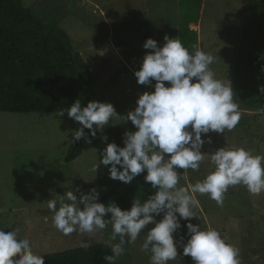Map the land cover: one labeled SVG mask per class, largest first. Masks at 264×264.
<instances>
[{"label": "rangeland", "instance_id": "1", "mask_svg": "<svg viewBox=\"0 0 264 264\" xmlns=\"http://www.w3.org/2000/svg\"><path fill=\"white\" fill-rule=\"evenodd\" d=\"M23 3L44 22L68 32L73 49L96 75L91 101L111 103L121 116L110 119L107 125L119 126L124 134L135 132L133 123L125 122L123 117L135 109L140 94L154 91L155 84L153 81L152 85H141L135 76L144 56L153 51L143 45L153 38L162 47L165 35L178 39L179 0H23ZM262 23L264 0H203L199 22L190 25L198 32L199 47L215 58L209 66L215 77L231 82L240 120L232 131L202 134L205 143L201 151L205 159L198 171L184 172L178 168V186L194 185L213 171L210 154L219 148H244L253 156H264V107L249 108L242 92L234 86L241 60L259 51L256 32ZM259 77H264V70L255 73V78ZM168 83L165 82L166 86ZM80 127L67 112L63 116L58 112H0V228L5 232L19 229L18 236L29 238L34 253L65 251L86 241L119 242L118 237L110 241V224L91 234L74 232L70 236L53 225V213L47 207L49 199L57 200L58 209L60 196L68 190L74 191L78 199L92 189L99 193L98 174L91 167L100 164V160L91 143L82 137V154L65 162L69 147L75 142L73 132ZM85 133L90 137L89 129ZM193 195L199 200L196 214L201 218H192L193 224L217 230L239 250V264H264V192L252 195L242 184L230 186L222 206L207 194ZM135 198L131 199V207ZM137 198L141 202L147 199L143 195ZM163 215L156 216V220ZM154 226L151 223L143 229L134 243L124 244V253L116 258L118 264H150L151 253L142 251L141 246L149 228ZM174 239L178 257L169 264H193L191 256L183 255L189 235L182 221Z\"/></svg>", "mask_w": 264, "mask_h": 264}, {"label": "clouds", "instance_id": "2", "mask_svg": "<svg viewBox=\"0 0 264 264\" xmlns=\"http://www.w3.org/2000/svg\"><path fill=\"white\" fill-rule=\"evenodd\" d=\"M164 40L162 47L153 38L146 40L143 47L153 51L144 56L142 66L135 71L139 84L152 85L155 81L154 91L140 94L135 109L123 117L137 130L125 132L123 147L108 143L100 161L103 166L111 165V179L124 183H131L146 170L144 180L156 191L143 202L136 197L130 209L122 210L114 202H98L99 193L95 189L81 194L79 199L74 191L68 190L60 196L58 209L56 199L48 200L53 225L70 236L74 232L91 234L110 224V241L119 238L118 243L107 244L111 254L105 260L113 264L124 253V244L134 243L141 231L154 223L141 250L151 253L150 264H169L178 257L174 233L183 219L188 221L189 235L183 255L191 256L193 264H239V250L217 230L202 229L191 222L190 218H200L196 214L199 200L193 194H207L221 206L230 186L242 184L250 194H261L264 156H253L244 148H219L210 154L213 171L194 185L178 186L177 169L198 171L205 159L201 151L205 143L202 134L232 131L239 123L240 113L233 101L231 82L217 79L209 67L215 59L211 53L199 45H194L190 52L179 39L168 35ZM165 82H169L167 86ZM259 91L264 93V85L259 86ZM65 111L81 125L73 132V140L83 137L87 143H91L98 129L103 131L110 119L120 116L111 103L90 101L82 106L79 99L69 108L59 110L58 115L63 116ZM85 129L91 131L90 137ZM103 139L107 141L108 137ZM100 164H93L91 171L97 172ZM161 213L163 218L157 221L156 216ZM18 232L19 229L5 232L0 228V264H45L44 256L34 253L29 238H20ZM89 246V241L82 243V247Z\"/></svg>", "mask_w": 264, "mask_h": 264}, {"label": "trees", "instance_id": "3", "mask_svg": "<svg viewBox=\"0 0 264 264\" xmlns=\"http://www.w3.org/2000/svg\"><path fill=\"white\" fill-rule=\"evenodd\" d=\"M202 3L203 0H179L178 4V39L190 52L198 45V32L190 25L199 22ZM256 38L258 53L241 60L234 78V86L251 109L264 107V93L259 91L264 77L255 78L264 65V23L258 27ZM96 80L90 65L73 49L67 31L44 22L23 0H0V112H59L77 99L86 106ZM113 142L124 146V133L119 126L105 125L102 132L98 129L91 138L100 161L103 149ZM82 151L81 138L69 147L65 162L74 161ZM110 167L100 164L97 170L101 203H118L122 210H127L132 198L140 195L148 198L156 191L144 180L146 170L131 183H124L110 178ZM181 221L185 226L188 223ZM108 243L44 254L45 264H108L105 260L111 254ZM113 264H118L116 259Z\"/></svg>", "mask_w": 264, "mask_h": 264}]
</instances>
